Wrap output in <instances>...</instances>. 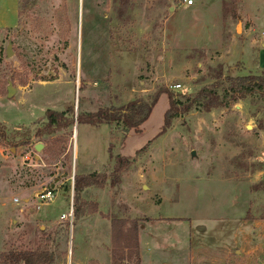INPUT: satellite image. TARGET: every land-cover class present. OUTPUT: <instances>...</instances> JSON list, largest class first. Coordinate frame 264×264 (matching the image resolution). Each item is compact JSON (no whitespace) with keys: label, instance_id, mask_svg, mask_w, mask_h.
I'll return each mask as SVG.
<instances>
[{"label":"rangeland","instance_id":"374dc122","mask_svg":"<svg viewBox=\"0 0 264 264\" xmlns=\"http://www.w3.org/2000/svg\"><path fill=\"white\" fill-rule=\"evenodd\" d=\"M170 3L27 0L19 8L16 27L0 30V253L36 249L42 240L40 231L45 230L53 232L54 264H113L110 220L123 215L127 218L120 220L135 222L138 231L148 221L126 214L131 196L147 197L155 191L164 197V210L187 212L183 204L173 208L171 196L186 195L188 186L202 187L191 177L205 168L209 174L202 172L203 179L214 175V169L227 168L226 178L248 185L250 192L264 191V96L259 94L227 108L203 112L193 107L179 114L163 135L139 153L114 187L110 186L113 160L108 146L115 156L125 136L120 124L93 127L74 121L49 136H36L48 110H72L75 116L131 101L148 104L159 89L172 93L179 103L204 88L222 97L227 78L262 74L242 75L240 64L218 63L215 56L220 53L208 46L210 30L203 28L210 15L178 9L170 21ZM232 8L233 3L227 2L224 11ZM194 17L201 19L199 25H193ZM175 22L184 27L185 45L175 44L166 30ZM197 34L200 38L194 40L201 48L192 49L190 35ZM218 65L222 77L213 80L210 71ZM173 85L180 88L171 90ZM162 101L151 120L162 116ZM37 144L42 145L40 151L35 150ZM91 173L107 177L103 187L91 186L79 193V200L95 205L96 212L72 226L73 178ZM46 191H54L56 198L38 209L40 195ZM11 197L20 199L22 212L9 205ZM253 213L263 216L264 209L250 208L246 216ZM65 223H69L68 233L62 231ZM135 262L133 255L122 264Z\"/></svg>","mask_w":264,"mask_h":264},{"label":"crops","instance_id":"0c3cea01","mask_svg":"<svg viewBox=\"0 0 264 264\" xmlns=\"http://www.w3.org/2000/svg\"><path fill=\"white\" fill-rule=\"evenodd\" d=\"M20 1L0 0V30L16 27ZM227 2H232L233 8L225 12ZM173 3L175 5L170 3L168 7L170 21L178 9L210 15L209 24L203 28L210 30L211 44L207 45L220 53L215 56L218 63L240 64L242 75L264 72V36L259 37L264 27V0H199L191 6L179 5L177 0ZM200 22L201 19L194 17L193 25ZM166 28L175 44L185 45L181 23H171ZM192 30L194 32L195 28ZM190 38L193 40L188 46L200 49L194 40L200 38L199 34ZM163 57L166 61L168 54L164 52ZM162 99V116L153 121V112ZM167 109L168 99L162 94L139 132L130 130L125 134L116 155L132 158L136 151L157 137ZM214 170V175L206 179L199 175L209 174L208 168L193 174L191 179L202 182V187L188 186L186 195L178 192L171 196L172 207L183 204L187 212L164 210V197L155 191L147 197L137 194L129 197L126 211L129 218L148 219L137 234L139 264H264V215L246 216L250 208L264 209V191L250 192L248 185L232 177L226 178L223 175L227 168ZM201 198L206 199V203L199 202ZM126 218L122 215L119 219Z\"/></svg>","mask_w":264,"mask_h":264},{"label":"trees","instance_id":"16d2710c","mask_svg":"<svg viewBox=\"0 0 264 264\" xmlns=\"http://www.w3.org/2000/svg\"><path fill=\"white\" fill-rule=\"evenodd\" d=\"M21 0L19 8L23 2ZM124 1V0H120ZM226 12V11H225ZM19 16V12H18ZM210 77L218 80L222 77V67L218 65L211 69ZM228 87L223 90V96L219 97L214 90L201 89L191 99H186L185 103H179L174 99L172 93L164 89H159L150 98L148 104H141L138 101H131L115 109H98L92 113H79L73 115L72 110L65 112H56L48 110L45 112L46 123L40 132L36 133L37 137L42 135L49 136L55 132L68 128L73 125H90L99 127L101 125H111L113 123L120 124L123 127L124 134L130 130L139 132V127L147 120L152 108L162 94L167 95L168 109L163 115L162 129L157 135H163L170 127L171 121L178 117L179 114L188 113L193 107L201 109L203 112H210L211 109L227 108L231 103L238 100H245L253 94L264 96V72L259 76H247L237 78H227ZM83 84L80 83L79 90H82ZM230 94L227 97V94ZM227 98V99H226ZM68 115L71 116L68 117ZM259 128L262 127L258 122ZM152 141V140H151ZM148 141L141 149L136 151L135 157L132 159L124 158L119 155L112 156L111 147L108 146V155L113 160L112 171L110 174V186L114 187L120 183V176L127 171L135 161V158L141 152H145L151 143ZM107 177L103 174L91 173L88 175H76L73 178V202H72V218L73 224L81 217L88 216L96 212L95 205H87L79 200L81 189L96 186L103 187ZM69 223L62 226V231L68 233ZM137 226L133 221L120 220L112 218L110 220V238H111V259L113 264H122L131 260L135 255L136 264H139V253L137 244ZM42 235L41 243L34 250L26 251H8L0 253V264H54L55 254L53 248V232L40 231Z\"/></svg>","mask_w":264,"mask_h":264},{"label":"built area","instance_id":"2783aa9c","mask_svg":"<svg viewBox=\"0 0 264 264\" xmlns=\"http://www.w3.org/2000/svg\"><path fill=\"white\" fill-rule=\"evenodd\" d=\"M199 0H177V2L179 3V5H185V6H191L194 3L198 2ZM171 90H177L180 88V85H173L169 87ZM40 199L39 202L37 203L38 205V209H40L42 206H48L49 204L53 203L55 198H56V193L54 191H46L41 193L40 195ZM9 205L13 206V207H18V211L22 212L23 210V205L20 202V199L17 197H11L9 200ZM3 206H5V204H3ZM72 216V211L71 214ZM69 214L67 215H62V218H67V216H70Z\"/></svg>","mask_w":264,"mask_h":264},{"label":"water","instance_id":"95a60500","mask_svg":"<svg viewBox=\"0 0 264 264\" xmlns=\"http://www.w3.org/2000/svg\"><path fill=\"white\" fill-rule=\"evenodd\" d=\"M9 54H10V53H9V50H8V51H7V55H9ZM12 92H13L12 89H9V90H8V94H7V96L10 97V95L12 94ZM41 148H42V145H41V144H37V145H35V150H36V151H40ZM191 156L194 157V156H195V153L192 152V153H191Z\"/></svg>","mask_w":264,"mask_h":264}]
</instances>
